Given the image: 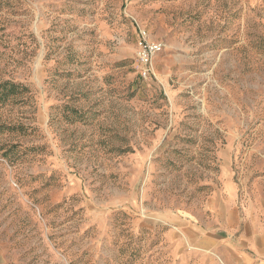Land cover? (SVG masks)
Here are the masks:
<instances>
[{"label": "rangeland", "instance_id": "obj_1", "mask_svg": "<svg viewBox=\"0 0 264 264\" xmlns=\"http://www.w3.org/2000/svg\"><path fill=\"white\" fill-rule=\"evenodd\" d=\"M263 201L264 0H0V264H225Z\"/></svg>", "mask_w": 264, "mask_h": 264}, {"label": "crops", "instance_id": "obj_2", "mask_svg": "<svg viewBox=\"0 0 264 264\" xmlns=\"http://www.w3.org/2000/svg\"><path fill=\"white\" fill-rule=\"evenodd\" d=\"M253 212L248 217L233 212L235 233L229 241L225 235L218 238L216 249L225 264H264V201L262 210Z\"/></svg>", "mask_w": 264, "mask_h": 264}, {"label": "built area", "instance_id": "obj_3", "mask_svg": "<svg viewBox=\"0 0 264 264\" xmlns=\"http://www.w3.org/2000/svg\"><path fill=\"white\" fill-rule=\"evenodd\" d=\"M143 37H145V33L142 35ZM145 39V38H144ZM140 58L143 61V64L148 65L153 56L157 53H159V51H161L162 46L159 43H150V42H141L140 43Z\"/></svg>", "mask_w": 264, "mask_h": 264}, {"label": "trees", "instance_id": "obj_4", "mask_svg": "<svg viewBox=\"0 0 264 264\" xmlns=\"http://www.w3.org/2000/svg\"><path fill=\"white\" fill-rule=\"evenodd\" d=\"M4 87L6 90H7V88H9V90H11L10 93H12V94H15L20 89L19 86L15 85V84H10V83H6L4 85Z\"/></svg>", "mask_w": 264, "mask_h": 264}]
</instances>
